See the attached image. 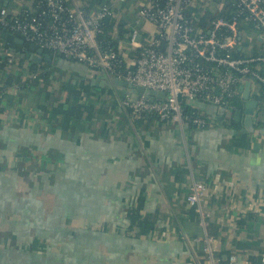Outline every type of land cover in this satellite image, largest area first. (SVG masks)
Here are the masks:
<instances>
[{"label": "crops", "instance_id": "0c3cea01", "mask_svg": "<svg viewBox=\"0 0 264 264\" xmlns=\"http://www.w3.org/2000/svg\"><path fill=\"white\" fill-rule=\"evenodd\" d=\"M76 1L114 7L108 34L125 60L135 56L126 27L155 31L138 17L143 0ZM23 49L0 39V264H209L205 236L223 261L233 253L235 264H260L264 114L256 112L264 86L250 85L253 132L242 131L243 90L236 97L243 107L233 105L229 116L216 114L203 128L180 126L130 115L121 99L135 95L100 71L54 53L48 61L26 59L17 55ZM72 89H82L76 102ZM66 100L68 115L53 114ZM196 181L206 185L199 206L186 199ZM138 205L153 221L144 235L129 217Z\"/></svg>", "mask_w": 264, "mask_h": 264}, {"label": "built area", "instance_id": "2783aa9c", "mask_svg": "<svg viewBox=\"0 0 264 264\" xmlns=\"http://www.w3.org/2000/svg\"><path fill=\"white\" fill-rule=\"evenodd\" d=\"M32 2V7L15 9L0 5V29L100 71L110 83L120 79L165 92L164 98L153 100L124 95L121 107L130 115L148 113L180 126L203 128L213 124L216 114H232V100L240 96L245 81L264 86V0H143L138 17L152 23L155 31L126 27V41L135 52L130 60L115 48L113 38L102 36L105 22L115 13L112 5ZM198 103L211 106L213 113ZM205 192L203 181L194 182L187 202L199 206ZM203 239L209 264H235V254L223 261L211 246L213 238Z\"/></svg>", "mask_w": 264, "mask_h": 264}, {"label": "water", "instance_id": "95a60500", "mask_svg": "<svg viewBox=\"0 0 264 264\" xmlns=\"http://www.w3.org/2000/svg\"><path fill=\"white\" fill-rule=\"evenodd\" d=\"M0 36L2 38H5L8 41L14 42L24 47L22 52L17 53L18 56L24 57L26 59H31V60H41L42 57H40V55H42L43 59L46 61H48L50 58L53 57V53L44 52L45 50L38 47L36 44L28 43L21 37L11 32L6 31V29L4 28L0 31ZM46 57H49V59H47ZM113 84L116 86L124 87L127 90V92H129L130 94L139 95V96L143 95L145 97H149L150 100H153L154 98H164L165 97L164 91L153 90V89L145 88L143 86H133L132 83L124 81V80L114 79ZM249 89H250V81L247 80L244 83V89L242 93V97L246 100L245 109H244V119H243L244 128L242 129L244 133L254 131V123H253L252 114H253L254 107L257 105L256 100L249 98ZM240 116H241L240 109H235L233 113V119L236 121L240 118ZM259 132L264 134V127H261L259 129Z\"/></svg>", "mask_w": 264, "mask_h": 264}, {"label": "trees", "instance_id": "16d2710c", "mask_svg": "<svg viewBox=\"0 0 264 264\" xmlns=\"http://www.w3.org/2000/svg\"><path fill=\"white\" fill-rule=\"evenodd\" d=\"M110 23H109V19L105 22V26H104V30H103V33H102V36L103 37H106V38H110V35L108 34V30L110 28ZM3 29V28H2ZM0 29V31L2 30ZM7 31V30H6ZM17 36L19 37H22L20 34L16 33ZM0 39L7 45V46H12L14 45L13 42L11 41H8L6 40L5 38H2L0 36ZM56 54V53H55ZM58 55V54H56ZM60 56V55H58ZM88 88L87 87H84L83 90H87ZM110 90L112 88H109ZM82 89H72L70 91H68V95L70 96L72 102H76L78 101V98H79V95L81 94V91ZM261 96L262 98H264V89L261 91ZM47 98L51 99V93L47 94ZM68 99V98H67ZM232 104L236 107V108H242L243 107V103L242 101L238 100L237 98H234L232 100ZM88 108V107H86ZM187 106H186V110H187ZM70 111V107L68 105V102L66 100V102L64 103H57V105H55L53 108H52V113L53 114H63V115H68ZM147 115H149L151 118L154 119V116L146 113ZM264 114V103H260L258 108H257V112H256V118L258 116H261ZM257 120V119H256ZM232 125H235L237 123H235L233 120L231 122ZM192 127V126H191ZM196 128V127H194ZM244 136V135H243ZM139 205H140V202H139ZM139 205L137 207H135L134 209H132L129 213V217L131 219V223L134 224L136 227H138V233L139 235H144L148 232H150L152 229H153V221L147 217V216H142L141 214H139L138 210H139Z\"/></svg>", "mask_w": 264, "mask_h": 264}, {"label": "rangeland", "instance_id": "374dc122", "mask_svg": "<svg viewBox=\"0 0 264 264\" xmlns=\"http://www.w3.org/2000/svg\"><path fill=\"white\" fill-rule=\"evenodd\" d=\"M212 3H214V2H212ZM212 3L210 2V3H208V6H212ZM250 48H252V46L250 45ZM50 94L51 93V95L53 94L51 91H48L47 93H46V98H47V94ZM227 114V116H229L231 113L230 112H227L226 113Z\"/></svg>", "mask_w": 264, "mask_h": 264}]
</instances>
